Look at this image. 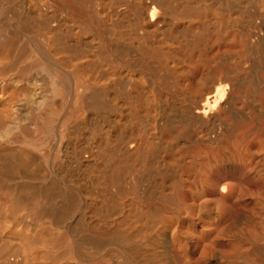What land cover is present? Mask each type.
<instances>
[{"label":"bare ground","instance_id":"1","mask_svg":"<svg viewBox=\"0 0 264 264\" xmlns=\"http://www.w3.org/2000/svg\"><path fill=\"white\" fill-rule=\"evenodd\" d=\"M0 264H264V0H0Z\"/></svg>","mask_w":264,"mask_h":264},{"label":"rangeland","instance_id":"2","mask_svg":"<svg viewBox=\"0 0 264 264\" xmlns=\"http://www.w3.org/2000/svg\"><path fill=\"white\" fill-rule=\"evenodd\" d=\"M197 177L198 178H195V182L198 185H203V186H216L217 185V174H216V172H214L208 178H204L200 174H198Z\"/></svg>","mask_w":264,"mask_h":264}]
</instances>
